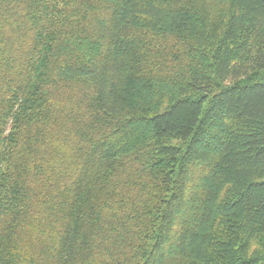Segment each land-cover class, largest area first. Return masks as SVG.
<instances>
[{
  "label": "trees",
  "instance_id": "obj_1",
  "mask_svg": "<svg viewBox=\"0 0 264 264\" xmlns=\"http://www.w3.org/2000/svg\"><path fill=\"white\" fill-rule=\"evenodd\" d=\"M0 264H264V0H0Z\"/></svg>",
  "mask_w": 264,
  "mask_h": 264
}]
</instances>
